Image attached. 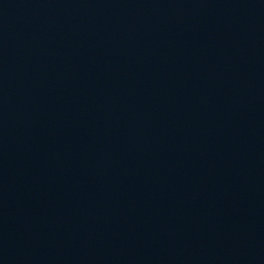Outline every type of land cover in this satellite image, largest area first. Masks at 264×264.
Returning <instances> with one entry per match:
<instances>
[{
	"label": "water",
	"instance_id": "water-1",
	"mask_svg": "<svg viewBox=\"0 0 264 264\" xmlns=\"http://www.w3.org/2000/svg\"><path fill=\"white\" fill-rule=\"evenodd\" d=\"M0 264H264V0H0Z\"/></svg>",
	"mask_w": 264,
	"mask_h": 264
}]
</instances>
